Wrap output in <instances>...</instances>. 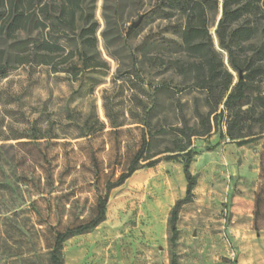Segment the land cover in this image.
I'll return each mask as SVG.
<instances>
[{"label":"rangeland","instance_id":"374dc122","mask_svg":"<svg viewBox=\"0 0 264 264\" xmlns=\"http://www.w3.org/2000/svg\"><path fill=\"white\" fill-rule=\"evenodd\" d=\"M94 1L100 29L109 13L123 33L155 2ZM166 24L143 20L108 50L100 38L105 66L78 80L43 63L10 62L0 71V264H48L54 233L94 216L98 197L127 170L144 134L152 138L143 157L151 158L139 163L159 161L107 192L104 220L63 242L64 264H170V212L185 193L188 150L196 184L179 211L176 264H264V102L256 99L264 97V77L248 93L242 108L251 110L235 138L226 133L228 113L218 111L208 134H179L184 122L199 131L195 106L205 113L209 105L172 69L155 65L178 55L152 44L174 38ZM8 43L0 40V65ZM161 85L168 89L157 91Z\"/></svg>","mask_w":264,"mask_h":264},{"label":"trees","instance_id":"16d2710c","mask_svg":"<svg viewBox=\"0 0 264 264\" xmlns=\"http://www.w3.org/2000/svg\"><path fill=\"white\" fill-rule=\"evenodd\" d=\"M94 2L0 0V40L9 42V50L2 51L3 65H0V71L10 62L30 65L43 63L52 65L54 71H66L72 80H78L84 78L88 72L92 73L105 66V62L99 59L100 38L108 50L110 45L120 44L134 35L143 20H164L167 22L164 30L174 38L160 37L153 40L152 44L178 55L168 60L158 58L155 65L172 69L181 76L184 83L203 92L209 105L205 113L195 106L199 131L191 132L187 122H184L182 128L175 130L187 137L190 134H208L212 127L210 115L214 113L216 116L218 111V114L223 116L227 112L226 133L235 138L233 130L240 128L245 114L251 110V107L242 108L249 102L248 93L252 91L255 80L264 77V0H155L141 15L139 24L136 27L129 25L125 33L116 21V16L109 13H104V27L100 29L95 19ZM118 6L119 4H116V10ZM218 14L220 16L216 20ZM34 30L40 37L31 36ZM19 33L26 35L24 38H18ZM214 39L221 52L216 49ZM11 51L14 53L11 54ZM57 58L61 61H57ZM59 63L64 64L62 68L57 67ZM231 70L238 73L236 80ZM135 77L137 85L134 86L141 87L137 73ZM167 89V85H161L156 90ZM256 99L264 102L263 96H256ZM142 109L146 110V106L143 105ZM260 117L264 119L263 112ZM110 122L113 127L122 124L113 120ZM149 138L152 136L143 135L142 144L127 170L115 181L106 184L105 194L97 199L94 216L86 222L54 233L48 264H64L63 242L73 235L91 231L104 220L107 192L110 189L121 185L137 169L154 166L159 161V158H156L142 165L139 163L151 158L143 157L149 150ZM248 141L249 139H243L240 143ZM194 154L191 150L185 153V193L182 198L176 200L170 212V264H176L177 255L174 248L178 236L176 225L179 211L183 204L191 200L196 184L190 172Z\"/></svg>","mask_w":264,"mask_h":264},{"label":"water","instance_id":"95a60500","mask_svg":"<svg viewBox=\"0 0 264 264\" xmlns=\"http://www.w3.org/2000/svg\"><path fill=\"white\" fill-rule=\"evenodd\" d=\"M141 19H142V16H140V17L138 18V20H137L135 23H133L131 26H132V27H136V26L139 24V22L141 21Z\"/></svg>","mask_w":264,"mask_h":264}]
</instances>
